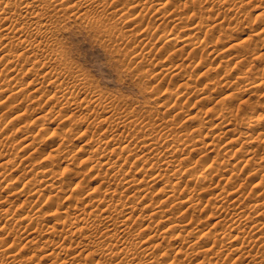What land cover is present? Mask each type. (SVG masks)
<instances>
[{
  "label": "bare ground",
  "instance_id": "1",
  "mask_svg": "<svg viewBox=\"0 0 264 264\" xmlns=\"http://www.w3.org/2000/svg\"><path fill=\"white\" fill-rule=\"evenodd\" d=\"M168 1L0 0V192H6L5 189L9 190L6 193L10 192V197H8L9 194L4 197H1L2 194H0V207L3 208H0V264H32L36 259L43 261L46 258H53L51 264H164L171 258L169 256V248L167 250L168 246L164 245L166 241H175L174 244L176 245L171 249L175 255L184 256L185 259L182 256L183 263L186 262L184 260H191L194 259V256H198L195 251L199 249L197 250L198 253L204 256L202 258L203 262L207 260L208 263L206 262V264H213L212 260L219 258V256H224L222 252L227 248L231 256L234 255L235 257L230 258L231 256L229 257L226 252L225 255L228 257H224L228 260L224 258L223 260L226 261L223 264H230L232 262L235 264H264V242L261 240V237H264V221L258 220L261 222L258 224L256 220L252 221L251 219L253 217H251L252 212H256L255 214L258 218L259 216H264V149L261 148V139H258L260 145L257 148H245V144L254 142L253 139L250 140L252 133L264 136V112L259 113V111L255 110L257 108L253 109L254 103L251 100V96L258 93V91L263 95L260 97H264V76H260L257 73L261 68L258 70V67L255 65L258 70L256 72L252 63L249 65V69L247 68V71L246 69L244 70L245 72L243 69L240 70L238 68L240 72H238L239 76L236 77L237 81L230 82V79L226 77L227 74L217 79L218 76L212 75L211 63L208 64L207 62L208 59L212 58H209V56H215V53L218 51L217 46L211 44L213 41L211 35L214 34V29L220 30L221 25L223 26V21L227 18L225 16H229L227 15L229 11L231 13L233 11V14H230L233 22L230 23L235 24V27L236 25L244 24L249 18L260 23L258 34H264V5H262L264 0H261L260 4L255 5L254 10L257 11L254 12L253 16L248 15L246 7L249 5V2L253 1L254 3L255 0H183L184 2L181 1L182 3L176 0L179 4L174 0L172 2L175 3L170 1L171 4L167 5ZM251 6V8L254 7V5ZM172 7L179 8V10L184 9V11L187 9L190 13L192 12L194 16L192 18L196 20L195 25L192 24L193 26L188 28L186 23L189 20L185 21L179 14H177L179 17H176L173 9L172 11L168 10L172 13H168L166 9ZM204 9L206 12L212 11L214 15L218 16L213 17L214 20L208 19L210 15L205 17L204 13L203 16L207 19H203L202 15L197 17L202 11H205ZM150 11L160 14L158 19L163 20L162 23L167 20L169 22L171 20L170 23L173 21V25L176 28L180 27L183 29L181 34L176 35L174 32H162L163 34L161 33L162 35L159 36L158 30L157 34L151 35L150 33L149 35L152 26L149 28L147 26L146 28L149 29L147 31L143 29L142 24L144 18L147 19L146 15L150 14ZM112 17L113 19L117 17L116 21L111 22ZM256 21L255 23H257ZM249 23L251 22L247 24ZM76 24L91 29L97 35L105 36V38L106 36L111 38L118 34L120 35V39L118 37L119 42L124 38L125 33L126 35L130 34L131 38L129 37L128 39V36H126L127 40H124V44L123 41H121V44L117 43L118 41H114L115 39L109 41L116 42L115 45L112 44L114 54H120L121 48H124L122 47L124 45L129 49V47H133L135 44L142 43L143 46L139 47L140 50L135 45L137 53L134 55V51L133 58L130 57L132 58L130 60L131 63L135 65L134 68L138 71L141 70V72L144 70L143 72L146 73V76L147 72H149L150 74L155 73L154 75L157 78L170 75V77H175L173 79L175 80L177 77L180 82L182 81V84L178 83L180 85L177 87L175 82L177 83L178 80L176 79L177 81L173 82L175 84L174 87H176L174 89L166 88L164 93H162L163 90H160V96L158 89L160 88V83L158 82L159 87H157V92L159 93L157 95L159 96L154 97L155 91L154 93H150V91L149 93L153 99L151 96L147 98L143 105L148 107L142 106V110H138V108L137 110L133 109V106H130L132 104L128 103L126 99H117V96L113 95V97L107 94L108 92L99 93L101 90L99 92L96 91L90 84L92 79L88 81L86 75L84 77L83 74H80L83 73L81 69V72L78 73V67H75V65L72 67L67 63V60V62L64 60L66 58L63 59V56L67 54L64 55V43L60 41V36L67 32L72 25ZM221 29V31L224 30L222 27ZM224 32L226 33L227 31ZM201 34L205 35L203 40L199 39ZM224 35L226 36L227 33ZM222 37L224 36L222 35ZM104 40L102 39V41ZM159 40L164 41L162 49L165 52L161 50V54L163 52V55L166 56L165 60H163L165 57L163 59L161 57L156 58V53H153L154 50L156 51V43ZM245 42L242 44L243 41L242 43L234 41L227 49L223 48V51L220 49L222 51L220 53L224 55V59L221 61L238 60L235 63H239L238 67L241 66L240 68H242V65L245 63L244 67H247V64L251 63L248 61L249 59L251 61L254 60L253 58V60L251 59L253 55H257V59H260V57L264 58L263 46L257 47L255 45L250 50V47L248 48ZM123 50L126 53V50ZM232 50L236 52L230 53L229 51ZM108 51L112 52V50ZM234 53L237 54L234 55ZM193 54L195 57H199L198 64L193 62ZM184 55L187 58L183 59ZM179 57L183 60H179ZM192 58L193 60L191 61ZM54 64L61 65L63 69L56 71L54 67L58 65ZM219 65L221 68V63ZM189 67L194 68V75L196 74L195 70L199 69L200 71L196 75L198 77L202 76L205 81L204 84L202 83L204 86L200 89H198L200 84L199 87L191 84L199 90L197 92H200V94L196 92L200 95H197L200 98L199 100L196 99L197 102L199 101L200 103L201 100L207 99L210 101L211 91L214 89L217 91L220 86L221 88L227 87L226 89L229 87L232 91L236 90L239 94L247 96V98H242L241 100H243V103H246L247 107L252 108L253 111L250 110L251 112L244 116L245 119L243 120L245 122L243 124L245 126H243V129L237 128L240 123V120L239 123L237 122V118H240L241 114L243 115L248 111L243 112L246 108L243 107L242 109L241 106H239L241 108L240 112L238 109H233L235 106L232 107L231 104L237 100L239 95L234 91V94L233 92H231L232 94H225L223 98L217 101L220 106H223L222 108L219 107L221 108L220 112H218L217 107L211 106L204 111L205 113L202 110L193 111L195 114L189 113L194 103L192 102V106L185 103L190 102L191 96L189 97V95L193 89L197 90L192 88L193 86L188 85L189 79L193 78L192 72H187ZM132 68L130 70L133 72H131L135 73L136 70ZM225 73H228V71ZM21 74L22 77L23 75H34L35 78L34 76L33 79L28 77L30 80L26 81L25 79L26 82L22 83L20 81L22 79L20 77ZM255 74L260 77L257 79L253 78V80L250 79ZM146 76L142 75L144 78ZM142 77L140 81L138 80V85L140 86L146 82H142ZM234 82L235 84H232ZM248 102L249 104L250 102L253 104L248 106ZM182 103L191 107L186 108V110L184 108L185 105L183 104L182 106ZM128 106L132 107V109ZM193 107V110H195V106ZM37 110H41V112ZM169 111H174V113L168 114ZM33 112H36V114L33 115ZM202 112L205 115L204 119L199 115ZM211 113H217L215 115L217 117L214 118L215 122L211 118H208ZM31 114V118H28L27 116ZM181 114L185 118L178 120L177 117L182 118L183 115ZM197 117L202 120H198ZM56 118H61L60 124L63 123L65 125L59 127L61 131H58L59 128L57 130L55 128L50 130L49 127V130L53 133V138L57 136L58 140L52 146H49L50 153L41 154V145H49V140L52 137V135L48 138L44 136L49 133L46 124L53 123ZM193 119L197 120L195 123V120L193 121L194 125H184V123ZM8 127L11 128L8 129ZM42 130H45L47 133L41 135ZM91 130H100V134H93L87 137L83 140L84 142H82L77 151L86 152L80 157L82 159L80 162L83 161L82 164H87L85 168L90 172L94 171L96 175L93 173L95 176H92L99 178L100 181L97 182L98 185L96 184V186H93L94 188L92 187L93 190L86 192L84 190V192L82 191L83 193L78 192V194H75L74 191L76 187L80 186V183L77 180L74 182V178L72 179L73 182H68V177H66L67 171L72 173L75 170H70L69 168L72 163L69 160H72V157L67 158V156H64V153L66 152V145L71 141V135L77 136L76 139H78L84 137ZM18 132L19 134L23 133L20 139L23 143L17 138V143L18 141L20 142L18 151L12 152V149L17 144L13 134ZM226 134H231V136H229L228 140L219 144V139L222 135ZM234 144L236 146L227 148V146ZM203 146L209 148L206 155L204 153V157L202 156L203 158H201L200 154L198 156L200 158H196V160L191 159L190 154L197 152ZM19 152H23V155L19 158L20 160L18 159ZM228 152H231L232 156L238 155L237 153L242 154L241 156L245 157V159L239 158L235 160L236 162L229 163L230 161H226L224 158V155H227ZM36 154L40 155L35 158ZM38 158H42V160L38 161L39 163L34 162ZM17 159L19 161H16ZM257 159H260V161H257ZM60 160L64 164L63 167H57ZM242 160L245 164L241 170L243 169L244 171L247 166L250 167L254 163V166L250 167L251 169L248 173H250V176L253 175V177L260 175L255 180H252L251 184L253 186L251 185L246 192L242 191L246 182L242 186V181H240L241 183L238 181L239 179L242 180L243 177L240 178L238 170H234L237 167L239 168V162ZM254 161L260 163L256 164ZM121 162L123 164L129 163L127 166L125 165L126 169ZM23 163L25 166L20 169ZM10 164L12 165V168H9L10 170L5 168ZM8 170L13 173V175H10L12 178L9 176L11 182L7 180L9 178L6 174ZM142 170L144 171L142 173L151 171L148 174V182L144 186H141L144 176L142 177L143 180L140 178L143 174H140V177L136 178V173L138 174L139 171L141 173ZM9 171L8 173L10 174ZM102 171L104 172L102 173ZM133 171L136 172L132 175ZM76 173L72 174L78 179ZM225 173L229 174L226 176L224 175ZM102 174L105 177H101ZM13 177L16 180L14 183L12 182ZM244 179L246 181V177ZM222 181L225 184H222ZM140 183L141 185H138ZM156 184H163L159 185L156 189L164 193V197L166 198L161 203L167 206H157V211L153 210L146 214L143 212L139 213V216H135L137 211L145 210L147 207L159 203L150 199L148 202L142 204L149 193V187ZM43 191L51 192L48 196L45 195L47 198L44 207L52 205L48 208V211H44L45 209L42 206L41 209L37 210L34 206L36 202L33 204L30 201L27 202L31 195L36 199L42 195ZM59 195H63L62 202L58 199L55 201V197L57 198ZM203 197H206L205 200ZM22 199L26 202L24 200L23 202ZM19 201L23 203L19 204ZM10 203L13 204V207L11 205L5 209V205ZM175 205L180 209V215L188 217L185 219L174 218ZM200 206L203 212L204 209L205 211L211 209L212 211L210 210L211 212L208 214L212 216H214V213L218 214L216 217L214 216L216 219L213 224V227H216L215 229L218 228L217 230H209L210 227L208 229L204 228L206 230L202 229V221L197 217V213L202 211L200 209L197 210ZM30 211L33 212L32 216V212L29 214ZM49 211H51L49 216L53 220L51 222L48 221V223L53 222L52 225H47L46 222V217L48 216L46 213H49ZM156 215L158 217L156 218V223H154L157 225H151V223L150 225L140 226V223L145 221L146 218H152ZM212 216H208V218ZM27 218H32L30 225L31 222L36 220L37 224H35L40 227H37V230L35 226L34 229L44 232L42 235L39 232L40 238L34 237L30 240L27 238L29 242L26 241V245L23 244V246L25 245L24 248H30L27 246V242L31 245L33 243L40 244L38 247L43 251V254L42 252L41 254L34 253V256L32 255L29 258L28 256L25 258V256L30 254H26L24 257L21 256L23 247L22 249L19 246L17 247V244L21 246V242L16 244L18 236L22 235L23 232L17 235V237L14 236L17 238L16 241L13 239L15 242L12 241L9 244L10 242L8 241L9 238H12L9 236H11L13 230L17 232L13 225L18 224L17 221L21 220L22 222L23 219ZM187 219L188 222H186ZM162 223L166 225H160ZM33 224L31 226H34ZM224 224L227 225V228L225 229V226H223V230H220L222 229L220 226ZM10 225L13 227L12 231L10 230ZM56 225L58 227L60 225L61 229L57 230ZM136 225H138V228H136ZM158 226H162V229L160 230ZM30 227L29 229H31ZM186 228L192 229L189 232L190 234L186 233L187 236H182V233H178L180 229L186 230ZM26 230L27 233H24L28 234V237L33 232H36L33 231L31 233L32 230H28V227ZM231 232L236 233L234 239H231ZM192 235L197 236L193 237ZM55 238H58V240H55ZM229 239L231 240L228 241ZM238 239L239 243L235 244L234 241ZM229 243L234 244H230V246ZM181 245L187 246L185 247V251H182L184 247ZM40 249L38 250L40 251ZM74 249L77 250L73 252L72 250ZM79 257H82L83 260L87 258L89 262H85L87 260L80 261ZM92 257L96 258L90 261ZM222 257L220 258L222 259ZM221 259H215V262L217 260L222 261ZM41 260H39L41 264L46 262H42ZM175 261L173 260L169 264H173Z\"/></svg>",
  "mask_w": 264,
  "mask_h": 264
},
{
  "label": "rangeland",
  "instance_id": "2",
  "mask_svg": "<svg viewBox=\"0 0 264 264\" xmlns=\"http://www.w3.org/2000/svg\"><path fill=\"white\" fill-rule=\"evenodd\" d=\"M166 1H168V0H166ZM171 2L172 1H174V0H170ZM170 1H168V4L167 5H169V4H171V2ZM178 1V0H177ZM177 1L175 0V2L177 3ZM181 1H183V0H179L178 2H181ZM247 1H249V0H247ZM256 1H257V3H256ZM175 2H172V3H175ZM184 2V1H183ZM259 2V3H258ZM182 3V2H181ZM251 3H253V1H251V2H249V5L246 7V10L248 9V15H250V16H253V14H255L254 12H256L257 10H254V8H255V5H258V4H260L261 3V0H255L254 1V3L253 4H251ZM263 3H264V1H263ZM262 3V5H264ZM177 4H179V3H177ZM175 5V4H174ZM251 5H254V7L253 8H251L252 6ZM207 6V5H206ZM251 6V7H250ZM175 7H172V8H168V9H166L167 10V12L168 13H172V12H169V11H172V9H173V13H175V15H176V17H179L180 15V17H182V18H184L185 19V21H187V20H189L188 21V23H186V25L188 26V28L189 27H192L193 25H195L194 23L196 22V20H194V18H192V17H194L193 16V13L191 12H189V11H187V9L184 11V9H181V10H179V8H175ZM256 9H258V7H256ZM169 10V11H168ZM178 10V11H177ZM205 10V9H204ZM153 12L154 11H150V14L148 13V15H146V18L147 19H145L144 18V20H143V24H142V27H143V29L145 30H147V31H149V27H151L150 29V31H149V35H150V33H151V35L153 34V35H155V34H157V33H159L158 35L159 36H161L163 33L162 32H164V33H166V32H174L176 35H179V34H181V32H182V28H180V27H175L173 24V21H172V23H170L171 22V20H170V22L167 20V21H165L164 23H162V21L163 20H159L158 19V17H160V14H155V12H154V15H153ZM189 12V13H188ZM205 12H206V10L205 11H202L197 17H200V15H202L203 16V13H204V16L206 17V16H208V15H210V18H209V16H208V19H212V20H214V18L215 17H217L218 15H214L213 13H212V11H207L206 12V14H205ZM167 13V14H168ZM188 13V14H187ZM166 14V15H167ZM177 14H179V16H177ZM183 14H185V15H183ZM187 14V15H186ZM189 14H192V15H189ZM233 14V11H232V13H231V11H229V13L227 12V15H229V16H225V17H227V18H225L226 20H224L223 21V26L221 25V27L222 28H224V30L223 31H227L226 33H227V35L225 36L224 34H226L225 32L223 33V31H221L222 29H221V27H220V30L219 29H214V34H213V32H212V34L213 35H211V37L213 38V41H212V45L213 46H217V52L215 53V56L216 55H218L217 57H215V56H209V58L210 57H212V58H210V59H208L207 60V62H208V64H210L211 66H212V75L213 76H218L217 77V79H219V77H221V76H224V74H227L226 75V77L228 78V79H230V82H233V81H237V76H239V74H238V72H240L239 71V69L241 70V69H243V71L246 69V71L249 69V65L250 64H252L253 66H254V68H255V71L257 72L260 68V70L257 72L260 76H264V58L263 57H260V59L258 58H256V56L257 55H253L252 57H251V59L253 60V61H251L250 59L248 60L249 62H251V63H248L246 66L247 67H244V65L246 64H244V65H242V68H240V67H238L240 64L239 63H235V62H237V61H233V60H231L230 59V61H221L222 59H224V55L222 54V53H220V49H222V51L226 48H228V46L232 43V42H234V41H238V42H241L242 43V41H243V43L242 44H244V42H245V45H247V47L249 48L250 47V50L252 49V46H253V48H254V46L256 45L257 47H259V46H263L264 47V34L263 35H260V34H258L259 33V30L260 29H258L259 27H260V23H258V21H256L257 23H255V21H253V19L251 20V19H249L248 18V21L247 22H245L244 24H241V25H236V27H235V24H231L230 22H233L232 21V19L230 18V16ZM183 15V16H182ZM190 16V17H189ZM203 16V19L205 18ZM214 17V18H213ZM192 18V19H191ZM252 18V17H251ZM116 19H117V17L116 18H114L113 19V17H112V19H111V22H114V21H116ZM158 19V20H157ZM205 19H207V18H205ZM231 19V20H230ZM194 20V21H193ZM144 22H145V24H144ZM149 22V23H148ZM227 22V23H226ZM248 22H251V23H249V24H247ZM116 23H118V22H116ZM229 23V24H228ZM189 24V25H188ZM193 24V25H192ZM226 24V25H225ZM158 25V26H157ZM228 25H230V26H228ZM77 26V27H76ZM145 26V27H144ZM148 26V28H146ZM161 26V27H160ZM166 26V27H165ZM228 26V28H226ZM233 26H234V28H233ZM248 28H247V27ZM72 27V28H71ZM70 28H69V30H67V32H65V33H63L62 34V36H60V41L62 42V43H64V45L66 46H64L63 45V50H64V55L65 54H67V55H65V56H63V59L64 58H66V59H64L67 63H69L72 67L75 65V67H78L77 68V71H78V73H80L81 72V70H82V72L83 73H80V74H83V76L84 77H86L87 76V80L88 81H90L91 79V81L92 82H90V84L96 89V91H100L99 93H106V92H108L107 94H110V95H114V96H117V97H115V98H117V99H126V100H128V103H130V104H132V105H130V106H133V109H136L137 110V108H138V110L140 109V110H142L141 109V107L142 106H145V105H143V104H145V101H146V99L147 98H149L150 96L152 97V95L150 94V93H154V91H155V95H157L159 92H157L158 90H157V87H159L160 86V88H158L159 89V91L161 90H163V92L162 93H164V90L166 89V88H170V89H174L176 86L178 87L180 84H182L178 79L179 78H177L176 77V79L179 81H177L176 79V81H177V83L175 82V80H173L175 77H170V75H166L165 77L164 76H161V77H156L153 73H151V74H153V75H151L149 72H147L146 70H145V72H147V76H146V73H144L143 71L141 72V70H137V69H135L134 68V66L135 65H133L132 63H131V59L133 58L132 56H134L137 52H136V49H137V47L139 48V47H141V46H143L142 45V43H138V44H135L133 47H129V49L131 48V50L130 51H132V49H133V51L132 52H130L129 51V49L127 48V46L126 45H124V46H122V47H124V48H121L122 50H121V52H120V54L119 53H116V54H114L115 52H113V45H115V43L117 42V43H120L121 44V41H123V44H124V40H127V37L126 36H128V39H129V37L131 38V36H130V34H127L126 35V33L124 34V38L126 37V39H121L120 40V42H119V39H120V35H118V34H116V36L114 35V36H112L111 38L110 37H108V36H106V38H108V39H106L105 38V36H101V35H97V33H94L91 29H88V28H84L83 26H81V25H72ZM75 27V28H74ZM81 27V28H80ZM240 27H241V31H240ZM164 28V29H163ZM219 28V27H218ZM233 29V30H231V29ZM238 28V29H237ZM86 29V30H85ZM155 29V30H154ZM236 29V30H235ZM159 30V31H158ZM179 30V31H178ZM219 30V31H218ZM85 31V32H84ZM90 31H91V33H90ZM146 31V33L148 34V32ZM152 31H153V33H152ZM158 31V32H157ZM217 31V32H216ZM231 31V32H230ZM88 32H89V34H88ZM155 32V33H154ZM157 32V33H156ZM221 34H220V33ZM239 32V33H238ZM242 32H244V33H242ZM256 32V33H255ZM162 33V34H161ZM223 33V34H222ZM242 33V34H241ZM251 33H255V34H251ZM215 34H217V35H215ZM249 34H251L250 36L252 37H250L249 36ZM135 35V34H134ZM133 35V36H134ZM148 35V36H149ZM220 37H219V36ZM224 36V37H222L221 38V36ZM254 35V36H253ZM213 36H215V37H213ZM104 40V41H102V39ZM115 37H117V38H115ZM118 37H119V39H118ZM158 37V36H157ZM219 37V38H218ZM96 38H98V39H96ZM110 38V39H109ZM153 38V37H152ZM205 38V35H203V34H201L200 35V40H203ZM211 38V39H212ZM215 38V39H214ZM224 38V39H223ZM247 38V39H246ZM101 41H100V40ZM115 39V40H114ZM117 39V40H116ZM217 39H219V40H217ZM245 39V40H244ZM250 39V40H249ZM107 40V41H106ZM116 41L115 43H113V42H109V41ZM216 42H215V41ZM222 40V41H221ZM248 40V41H247ZM107 43V45H105L106 43ZM157 42V41H156ZM164 41H162V40H159L157 43H156V46H157V48H156V51L154 50V54H155V56H156V58L158 57V58H160L161 57V59H163L164 57V59L163 60H165L166 59V56L165 55H163V52H162V54H161V50L162 51H164L165 52V50L164 49H162V43H163ZM214 42V43H213ZM221 42V43H220ZM109 43V44H108ZM111 44V45H110ZM113 44V45H112ZM122 44V45H123ZM251 44V45H250ZM250 45V46H249ZM111 47H112V49H111ZM159 47H161V48H159ZM65 48V49H64ZM160 50H159V49ZM216 48V47H215ZM224 48V49H223ZM123 49H125L126 50V53H124V50ZM108 50H112V52L111 51H108ZM139 50H140V48H139ZM139 50H137V51H139ZM135 51V52H134ZM221 51V52H222ZM234 50H232V51H229L230 53L231 52H233ZM240 51V50H239ZM239 51H238V54H239ZM133 52H134V55H133ZM234 52H236V51H234ZM132 53V54H131ZM122 54V55H121ZM123 54H125V56H123ZM131 54V55H130ZM237 53H234V55H236ZM157 55H159V56H157ZM161 55V56H160ZM194 55V54H193ZM259 55V54H258ZM124 58H123V57ZM239 56V55H238ZM122 57V58H121ZM125 57H127V58H125ZM130 57H132V58H130ZM185 57H186V55H184L182 58L183 59H185ZM181 57H179V60L181 59V60H183ZM187 58V57H186ZM119 59H121L120 61H119ZM123 59V60H122ZM197 61H196V60ZM118 60V61H117ZM193 60V58L191 59V61ZM195 60V61H194ZM194 60H193V62L195 63V64H198V62H199V57H195V55H194ZM257 60H258V62H257ZM125 61V63H123ZM247 61V62H248ZM65 62V63H66ZM73 64H72V63ZM121 62V63H120ZM167 62V61H166ZM263 62V63H262ZM54 63H57V62H54ZM221 63V68H220V64ZM262 63V64H261ZM54 65H58L57 67H54L55 68V70L56 71H60V70H62L63 68H62V66L60 65L59 66V64H54ZM78 65V66H77ZM125 65V66H124ZM219 65V66H218ZM258 67V70H257V68H256V66ZM123 66V67H122ZM80 67V68H79ZM128 67V68H127ZM134 68V70H136V72L135 73H132L133 71L132 70H130L131 68ZM214 67V68H213ZM3 68V67H2ZM61 68V69H60ZM132 68V69H133ZM138 68V67H137ZM239 68V69H238ZM248 68V69H247ZM0 69H1V67H0ZM75 69V68H74ZM81 69V70H80ZM214 69H216V70H214ZM220 69V70H219ZM233 69V70H232ZM236 69H238L237 71H235ZM80 70V71H79ZM129 70V71H128ZM194 68L192 69L191 67H189L188 68V70H187V72L188 71H190L189 73H191L192 75H193V78H191V79H193L192 81H191V79H189V84L188 85H191V84H195V86L196 87H199V84H200V87L198 88V89H200V88H202V86H204L203 84H204V78L202 77V79H201V77H198L197 75H198V72L200 71L199 69H197V70H195V73L197 74H195L194 75ZM214 70V71H213ZM75 71H76V69H75ZM132 71V72H131ZM226 71H228V73H225ZM131 72V73H130ZM138 72H141V73H138ZM213 72H215V73H213ZM217 72V73H216ZM245 72V71H244ZM262 74H261V73ZM86 73V74H85ZM149 73V74H148ZM230 73V74H229ZM256 73V74H257ZM138 76H136V75ZM145 74V75H144ZM200 74V73H199ZM238 74V75H237ZM255 74V76L253 75L252 77H250V79H252L253 80V78L254 79H257V78H259L260 76L258 75H256ZM86 75V76H85ZM134 75H135V77H134ZM142 75L145 77L146 76V78H144V77H142ZM187 75V74H186ZM185 75V76H186ZM228 75H230V76H228ZM32 75H28V76H25V75H23V77H22V74H21V76L20 77H22V79H20L19 78V76H18V78L20 79V81L22 82V83H24V82H26L27 80H30V79H33V76L31 77ZM139 76H141L142 77V79H143V81L142 82H144V81H146V82H144L141 86L140 85H138V80L140 81V78L141 77H139ZM152 76V77H151ZM200 76V75H199ZM257 76V77H256ZM26 77V78H25ZM30 79H29V78ZM89 77V78H88ZM134 77V78H133ZM164 79H163V78ZM187 77V76H186ZM198 77V78H197ZM235 79H234V78ZM34 78H35V76H34ZM139 78V79H138ZM166 78H167V80H166ZM168 78H169V81H168ZM200 78V79H199ZM233 78V79H232ZM25 79H26V81H25ZM147 79V80H146ZM148 79H150V80H148ZM160 79V80H159ZM206 79V78H205ZM157 80H159V81H157ZM162 80V81H161ZM196 80V81H195ZM251 80V81H252ZM149 81H151L150 83H151V86H150V83L149 84H147ZM157 81V82H156ZM161 81V82H160ZM172 81V82H171ZM193 81H194V83H193ZM20 82V83H21ZM160 84H159V83ZM166 82V83H165ZM173 82H175V84H177L175 87H174V83ZM196 82V83H195ZM157 83V84H156ZM161 83H163L162 84V86H161ZM178 83H180V84H178ZM183 83H184V81H183ZM203 83V84H202ZM94 84V85H93ZM154 86H153V85ZM158 84H159V86H158ZM164 84H165V86H164ZM170 86H169V85ZM173 84V85H172ZM232 84H235V82L234 83H232ZM157 85V86H156ZM168 85V86H167ZM96 86V87H95ZM154 88H153V87ZM164 86V87H163ZM193 85H191V87H192ZM195 86H193L192 88H195ZM141 87V88H140ZM143 87V88H142ZM145 87V88H144ZM148 89H147V88ZM151 87V88H150ZM161 87H163V89H161ZM190 87V88H191ZM232 87V86H231ZM227 88V87H226ZM225 87H222L221 88V86H220V88L218 87V89H217V91H216V89H212L213 91H211L212 93H211V98H209L210 99V101L207 99V100H201L200 101V103H199V101L197 102L196 101V99L197 100H199L200 98L198 97V96H200L199 94H200V92H197V91H199L197 88H195V89H197L196 91L193 89V91H195V92H191L190 93V95H189V97H190V102H187V103H185V104H191V106H192V104H193V106H195V110H193L194 109V107L192 108L191 106H187V105H185L184 103H182V106H183V104L186 106H184V108L186 109V108H190V112L189 111H187V112H189V113H194V112H196V110H202L203 112L204 111H206L207 109H208V107H217V109H218V112H220V109L223 107L222 105L220 106V104H218L217 103V101L220 99V98H223L224 97V95L225 94H229V93H231V92H235V93H238L239 94V92L238 91H236V90H231V88H229L228 87V89H226ZM98 89V90H97ZM145 89V90H144ZM150 89H152V90H150ZM156 89V90H155ZM223 89H225L224 91H223ZM231 91H230V90ZM149 90V91H148ZM229 90V91H228ZM143 91H145L144 93H143ZM148 91V92H147ZM151 91V92H150ZM153 91V92H152ZM161 91H160V93H159V95L161 94ZM150 92V93H149ZM199 93V94H197V93ZM214 92H216V93H214ZM234 92H233V94H234ZM149 93V94H148ZM194 93V94H193ZM222 93H224V94H222ZM145 94V95H144ZM193 94V95H192ZM232 94V93H231ZM261 94V92H259L258 91V93H256V94H254L253 96H251V100L253 101V103H254V107L253 106H251V107H253V109L254 108H257V109H255L256 111H259V113L260 112H264V97H260V96H263L262 94ZM154 95V97H158L159 95H157V96H155ZM198 95V96H197ZM113 96V97H114ZM128 96H130V97H128ZM161 96V95H160ZM163 96V95H162ZM123 97V98H122ZM127 97V98H126ZM242 98H247V96H244V95H242V94H239L238 95V98H237V100H235V101H233V103L231 104V106L233 107V106H235V107H233V109L234 110H236V109H238L239 110V112H240V110H241V108L243 109V107H245L246 109L243 111V112H245V111H248V112H245L243 115L241 114L239 117L241 118V117H243L242 119H240V118H237L238 120H237V122L239 123V120H240V123H241V125L245 122L243 119H245V117L244 116H246L249 112H251V111H253V109L251 108H249V107H247V105H246V103L244 102L243 103V100H241ZM261 98V99H260ZM152 99H153V97H152ZM151 99V100H152ZM213 99V100H212ZM194 100H195V102H194ZM250 100V101H251ZM133 101V102H132ZM205 101H207V102H205ZM138 102H139V104H138ZM143 102V103H142ZM193 102V103H192ZM212 102V103H211ZM215 102H216V104H215ZM260 102V103H259ZM210 103V104H209ZM240 103V104H239ZM242 103H243V105H242ZM252 102H250V104H249V102L247 103V104H249L248 106H250L251 104H253ZM262 103V104H261ZM135 104V105H134ZM137 104V105H136ZM197 104V105H196ZM212 104V105H211ZM215 104V105H214ZM235 104V105H234ZM238 106H237V105ZM129 105V104H128ZM140 105V106H139ZM136 106V107H135ZM196 106H197V108H196ZM239 106H241V108L239 107ZM256 106V107H255ZM129 107V106H128ZM140 107V108H139ZM145 107H148V106H145ZM219 107H221V108H219ZM239 107V108H238ZM129 108H131L132 109V107H129ZM44 109H45V107H44ZM217 109H216V111H217ZM42 110H43V108H42ZM187 110V109H186ZM251 110V111H250ZM254 110V111H255ZM38 112H41V110H37ZM36 111V112H37ZM194 111V112H193ZM36 112L34 113H32L33 115H35L36 114ZM186 112V113H187ZM202 112V114L200 113L199 115H200V117H204L205 115H203L204 113ZM174 113V111H169V113L168 114H173ZM185 113V114H186ZM32 114L31 115H28L27 117L28 118H31V116H32ZM184 114V113H183ZM183 114H181V115H183ZM195 114V113H194ZM217 113H211L210 114V116L208 117V118H211L214 122L216 121L214 118H216L217 116H215ZM181 115H178V116H181ZM202 115V116H201ZM30 116V117H29ZM199 117V116H198ZM197 117V119L198 120H200L201 118H198ZM178 118V120H183L185 117H184V115L182 116V118L181 117H177ZM60 119L61 118H56L55 120H54V122L53 123H48V124H46L47 125V127H48V130H49V127H50V130L52 129V128H55L56 130L59 128V127H63L65 124H60ZM204 119V118H203ZM195 120V121H194ZM202 120V119H201ZM193 121H194V123L195 122H197V120L196 119H193V120H191V121H188L187 123H184V125L186 126H192V125H194V123H193ZM236 122V123H237ZM240 123H239V125L238 124H235V125H238V127L237 128H239V129H243L244 127L243 126H245L244 124L241 126L240 125ZM39 124V123H38ZM37 124V125H38ZM183 125V126H184ZM35 126V125H34ZM183 126H181V127H183ZM241 126V127H240ZM11 127H8V129H10ZM184 128V127H183ZM49 130V133L48 134H46V135H44L45 133H47L45 130L43 131H41V135H44V136H47V138L50 136V135H52V137H51V139L49 140V145H44V144H42V145H44V146H42L41 145V149H40V152H41V154H47V153H50V150H49V146H52L54 143H56L57 142V140H58V138H57V136L55 137L54 136V138H53V133L51 132ZM58 131H61V128H59L58 129ZM42 132H43V134H42ZM100 132V130H97V131H93V130H91L89 133H87L84 137H81V138H78V139H76V137L74 136V135H71L70 136V139H71V141L70 142H68V144L66 145L67 147H66V152L64 153V156H67V158H71L72 157V160H69V161H72V163L70 164V166L71 167H69L70 168V170L71 169H74L75 170V172H72L73 174H75L76 172V175H78V179H76L75 178V175H73L72 173H69L70 171H67V173H66V177H68V182H76V180H77V182L78 183H80V186H78V188L76 187V189H75V194H78V192L79 193H81L82 191L84 192V190H85V192L86 191H88V190H93V186H96V184L98 185V181H100V179L99 178H97V177H93V176H95L96 175V173L93 171H89L88 169H86L85 167L87 166V164L85 165V163L84 164H82V162L83 161H81L80 162V160H82V159H80V157L81 156H83L86 152L84 151V152H78L77 150L79 149V146H81L82 145V142H84L83 140H85L87 137H89V136H91V135H93V134H100L99 133ZM14 135V136H13ZM12 136L14 137V139L16 140L15 142L17 143V140L19 139V141L20 142H22L23 143V141H21L20 139L22 138L21 136H23V133H20L19 134V132L18 133H14ZM40 135V136H41ZM20 136V137H19ZM40 136H38V137H40ZM229 136H231V134H226V135H222V137L219 139V144H221V143H223L224 141H226V140H228V138H229ZM38 137H37V139H38ZM250 140H254V142L253 143H247V144H245V148H249V147H252V148H257L259 145H260V143H262L261 145H262V147L261 148H263L264 149V143H263V140H264V136H260L259 134H255V133H252L251 135H250ZM260 137V138H259ZM262 137V138H261ZM18 138V139H17ZM44 138H46V137H44ZM255 138V139H254ZM36 139V140H37ZM260 140V143H259V140ZM40 140V139H39ZM18 141V145L16 144V146H15V148H13L12 149V152H15L16 150L18 151V148H19V145H20V142ZM258 142V143H257ZM21 143V144H22ZM39 144H40V142H39ZM37 145H38V143H37ZM233 146H236V144H234V145H232V146H227V148H229V147H233ZM38 147V146H37ZM251 148V149H252ZM208 150H209V148L208 147H206V146H203V147H200L199 148V150L197 151V152H193V153H191L190 154V158L191 159H195L196 160V158H203L204 156V153H205V155H206V153L208 152ZM260 151H263V150H260ZM19 154V156H18V159L19 158H21V155H23V152H19L18 153ZM200 154H201V156H200ZM238 155H235V156H232V154H231V152H228V154L227 155H224V158L226 159V161H230L229 163H233V162H236L235 160H238L239 158H242V159H245V157H243V156H241L242 154H239V153H237ZM37 156H35V158H37L40 154H36ZM194 156V157H193ZM198 156H200V157H198ZM203 156V157H202ZM257 158H260V157H257ZM16 160V161H19V160ZM35 160V159H34ZM42 160V158H38L37 159V161L35 160L34 162H36V163H39L40 161ZM39 161V162H38ZM257 161H260V159H257ZM80 162V163H79ZM129 162V161H128ZM255 163H256V161H254ZM60 163V164H59ZM58 164H57V167H63L64 166V164L62 163V160H60V162H59ZM122 164H123V162H121ZM240 164L238 165L239 166V168L237 167V169H234L235 171H237L238 173H240V178L241 177H243V179L242 180H240L239 179V181L238 182H240V181H242V186L244 185V183H245V185H246V187H245V185L243 186L244 188H242V191H247L248 190V188H250V186L252 185L251 183H252V180H255L256 178H258L260 175H258V177L257 176H254L253 177V175H249L250 173H248V171L251 169L250 167L251 166H254V163L253 164H251V166L249 167V166H247L248 167V170H247V167H246V169H244V171H243V169L241 170V168H242V166L245 164L244 162H243V160L242 161H240L239 162ZM258 163H260V162H258ZM258 163H256V164H258ZM129 163H125V164H123L124 165V168L126 169V167H125V165L127 166ZM263 164V163H262ZM73 165V166H72ZM264 165V164H263ZM25 165H24V163H23V165L20 167V169L21 168H23ZM5 168H12V165L10 164V165H7ZM57 169V168H56ZM10 170V169H9ZM8 170V171H9ZM63 170V169H62ZM86 170H88V171H86ZM243 171V172H241V171ZM8 171H7V176L9 177L10 175H13V173H11L10 171V174L8 173ZM87 173H86V172ZM240 171V172H239ZM247 171V172H246ZM97 172V171H96ZM104 171H102V173H103ZM134 172H136V171H133V173H131L132 175L133 174H135ZM140 172V171H139ZM138 172V174L136 173V178H138V177H140V174L142 175L140 178L142 179V177H143V181L141 182L142 183V185H141V183L140 184H138V185H141V186H144V185H146L147 183L146 182H148V179H149V176H148V174L149 173H151V171L150 172H145V173H142V172H144L143 170L141 171V173H139ZM89 173V174H88ZM95 175H94V174ZM242 173V174H241ZM9 174V175H8ZM229 173H225L224 175H228ZM73 175V176H72ZM93 175V176H92ZM247 175H249V176H247ZM105 177L103 174L101 175V177ZM11 177V176H10ZM8 178L7 180L9 181V182H11V178ZM92 177H93V179H94V181H93V179H92ZM246 177V181H245V178ZM250 177H252V178H250ZM74 178V180L72 181V179ZM15 179V177H13V179H12V182L14 183L16 180H14ZM92 179V180H91ZM99 179V180H98ZM14 180V181H13ZM71 180V181H70ZM78 180H80V181H78ZM244 180V181H243ZM223 183L222 184H225L224 183V181H222ZM241 183V182H240ZM4 184H6V183H4ZM38 184V183H37ZM39 185V184H38ZM82 185V186H81ZM160 184H156V185H153L152 187H149V193L147 194V197H146V199H144L143 200V202H142V204H144V203H146V202H148L150 199H152L153 201L155 200V202H159V203H157L156 205H152L151 207H147L145 210L143 209V210H139V211H137L135 214V216H139L140 214L139 213H143L144 212V214H146L147 212H150V211H153V210H156L157 211V209H158V207L157 206H159V207H161V206H163L164 205V207H166L167 205L166 204H163V203H161V201L163 200V199H165L166 197H164V193L163 192H160L159 191V189L157 190L156 188L159 186ZM161 185H163V184H161ZM160 185V186H161ZM248 185V186H247ZM193 186H195V185H193ZM241 186V187H242ZM253 186V185H252ZM93 187V188H92ZM90 188H92V189H90ZM76 190H77V192H76ZM80 190V191H79ZM157 190V191H156ZM5 191L7 192V191H9V190H7V189H5ZM6 192H0V194H2V196L1 197H4V196H6V195H8L10 192H8V193H6ZM82 192V193H83ZM4 193V194H3ZM51 192L50 191H43L42 192V195L40 196V197H38V198H40V199H38V198H34V197H32L33 195H31V197L27 200V202H32V204L34 203V202H36V204L34 203V206H35V208L38 210L39 208L41 209V206H42V208H44L45 210L44 211H48V208H50V207H48V206H46V207H44L45 206V200H46V196H48L49 194H50ZM162 193V194H161ZM46 195V196H45ZM63 195H59V197H55V201H57V199L58 200H60L61 202L63 201V197H62ZM8 197H10V194H9V196ZM61 197H62V199H61ZM204 198V200H205V198L206 197H203ZM25 199V198H24ZM24 199H22V201L24 200ZM32 201H31V200ZM22 201H19L20 203L19 204H21V203H23ZM42 201V202H41ZM59 201V202H60ZM11 202V201H10ZM26 202V201H25ZM44 202V203H43ZM60 202V203H61ZM169 203V202H168ZM141 204V205H142ZM161 204V205H160ZM12 205V207H13V204H8V205H5V209L7 208V206H11ZM140 205V206H141ZM144 206V205H143ZM142 206V207H143ZM201 206H203V205H201ZM201 206L197 209V210H202L201 209ZM177 207V208H176ZM1 208V207H0ZM209 208V207H208ZM210 208H211V206H210ZM209 208V209H210ZM1 209H3V208H1ZM179 208H178V206L177 205H175L174 206V213H173V217L174 218H178V219H185L186 217H188V216H185V215H180V213H179ZM206 210H208V209H206ZM211 210V209H210ZM205 211V209H204V212H203V210L200 212H198L197 213V217H198V219H200V221H202V222H204V223H202L201 222V224L203 225V227H202V229H204V228H206V229H208L209 227V230H212V231H215V230H217V229H215L216 227H213L214 225V221H215V219L216 218H214V216L216 217V215H218V214H215L214 213V216H212V215H210V214H208V213H210L211 211ZM33 211V210H32ZM32 211H30L29 212V214L32 212ZM215 211V210H214ZM50 212L51 211H49V213L47 212L46 214L48 215H46L47 217H46V222H47V225L49 224V225H52V223H48V221L49 222H51V220H53V218L52 217H50L49 216V214H50ZM200 213V214H199ZM256 212H252L251 213V219H252V221H255L256 220V223H258V224H260L262 221H264V216H259V218L256 216V214H255ZM21 214V213H20ZM212 214V213H211ZM33 215V212L31 213V216ZM207 215V216H206ZM30 216V215H29ZM179 216V217H178ZM208 216H212V217H210V218H208ZM158 216L156 215V216H154V217H152V218H146V220L145 221H142L140 224V226H142V225H150L151 223V225H154L155 223H156V218H157ZM258 218V219H257ZM28 219V220H27ZM27 219H23L22 220V222H21V220H19V221H17L18 222V224L16 223V225L14 224L13 225V227H14V229H16L15 231H17V232H14V230H13V233H11V236H9V237H12V238H9V244H11L12 243V241L13 242H15L16 241V239L17 238H15L14 236H16L17 237V235H19V234H22L21 232H23V234L22 235H19L18 236V241H16V244L17 243H20L21 242V246L20 245H18L17 244V247L19 246V248L21 247V249H22V247H23V249L21 250V256L22 257H24L26 254H30V255H26L25 256V258H27V256H28V258L29 257H32V255L35 253H37V254H41V252H42V254H43V251L40 249V247H38L39 245H37V243H33L32 245L31 244H28V242H29V240L31 239V238H40L41 236L39 235L40 233H41V235H42V233L44 234V232L43 231H37L38 230V228L40 227H38L36 224V220H34L33 222H31V225H32V223H34L33 225L34 226H31L30 225V221H32L31 219L32 218H27ZM35 219V218H34ZM49 219V220H48ZM145 219V218H144ZM250 219V220H251ZM261 221V222H259V221ZM199 221V222H200ZM20 222V223H19ZM29 222V223H28ZM155 222V223H154ZM186 222H188V219H187V221ZM251 222V221H250ZM23 223V224H22ZM36 223V224H35ZM40 223V222H39ZM28 224V225H27ZM165 224V223H164ZM164 224L162 223V224H160V225H163L164 226ZM204 224H205V226H204ZM212 224V225H211ZM31 227H30V226ZM155 225H157V224H155ZM166 225V224H165ZM11 226V228H10V230L13 228L12 227V225H10ZM18 226H19V228H18ZM24 226H26V227H24ZM35 226H36V228H35ZM212 226V227H211ZM223 226H225L224 228L226 229L227 228V225H222V226H220V228L222 227V229H220V230H223ZM27 227H28V230H32L31 231V233L33 232V231H36V232H33V234L30 236V237H28V234H26L27 232H29V231H27L26 229H27ZM29 227L31 228V229H29ZM38 227V228H37ZM56 227V229L57 230H60L61 229V226L59 225V227H58V225H56L55 226ZM159 227V226H158ZM33 228V229H32ZM37 229V230H35V229ZM46 228H48V226H46ZM46 228H44V229H46ZM136 228H138V225H136ZM167 228V227H166ZM213 228V229H212ZM20 231H19V230ZM159 229L161 230L162 229V226L161 227H159ZM206 229H204V230H206ZM27 232H26V231ZM164 230V229H163ZM191 230L192 229H190V228H186V230L185 229H180V231H178V233L180 232V234L182 233V236H185L186 235V233L188 234L189 232H191ZM12 231V230H11ZM195 231V230H194ZM24 232H26V233H24ZM40 232V233H39ZM229 232V231H228ZM35 233V234H34ZM184 233V234H183ZM234 234V235H232V234ZM231 233H229V234H231V239L233 238L234 239V236H235V232H231ZM190 234V233H189ZM3 236H6V235H3ZM187 236V235H186ZM193 236V235H192ZM197 235H194L193 237H196ZM263 236H264V234H263ZM14 237V238H13ZM27 238H29V240H27ZM263 238V239H262ZM12 239V240H11ZM13 239H15V241L13 240ZM231 239H229L228 241H230ZM11 240V241H10ZM25 240V241H24ZM55 240H58V238H55ZM261 240H263V242H264V237H261ZM26 241H28L27 242V246H29L30 248H24L25 247V242ZM236 241V242H235ZM234 241V243L236 244V243H239V239L238 240H235ZM238 241V242H237ZM23 242V243H22ZM40 242H42V241H40ZM179 242V241H178ZM227 242V241H226ZM240 242H241V240H240ZM39 243V242H38ZM175 243V241H166L165 243H164V245H166V246H168L167 247V250H168V248H169V256L171 257V258H169V261H167V262H165L164 264H169V262L171 263L173 260H176L175 262H173V264H181V261H182V264H198V262L200 261V263L199 264H206V262H207V260L205 261L204 260V262H203V259L202 258H204V256L201 254V253H198V251L197 250H199V249H196V254H198V256L196 255V256H194V259H191V260H189V259H187V260H184V262L185 263H183V259H182V256L183 255H181V256H179V255H175V253H173V251H172V249L171 248H174V246L176 245V244H174ZM234 243H232V244H234ZM23 244H25L24 246H23ZM224 244H226V243H224ZM231 243H229V245H230ZM231 244V245H232ZM228 245V244H227ZM226 245V246H227ZM228 245V246H229ZM230 245V246H231ZM36 247V249H35V247ZM181 246H183L184 248H182V251L184 250L185 251V247H187V246H185V245H181ZM180 246V247H181ZM227 246V247H228ZM40 249V251L38 250V249ZM25 249V250H24ZM33 250V252H32V250ZM226 250L224 251V252H222V254L224 253V256L226 257V255H225V253L230 257L231 256V253H229L228 252V249L227 248H225ZM28 250V251H27ZM36 250V251H35ZM77 249H74V250H72L73 252L74 251H76ZM39 251V252H38ZM71 251V252H72ZM193 251V252H194ZM24 252H25V254H24ZM30 252V253H29ZM194 252V253H195ZM34 256V255H33ZM223 256V255H222ZM222 256H219V258H214L212 261H213V264H214V262H215V259H218V260H220L221 258L220 257H222ZM222 257V261H216L215 262V264L217 263L218 264V262H220L221 264H223V263H225V261L226 260H228V259H226L225 257ZM62 258H63V256H61ZM60 257V258H61ZM82 257H84V256H82ZM82 257H79L80 259V261H85V260H87V261H85V262H89V260L87 259V258H84V260H83V258ZM174 257H176V258H174ZM232 257H235L234 255H232L230 258H232ZM95 259L96 257H92V258H90V261H91V259ZM174 258V259H173ZM178 258V259H177ZM183 258H184V256H183ZM226 259L225 261L223 260V259ZM50 259V258H46V260L45 259H43V261L41 260V259H39V260H41L42 262H44V261H46V262H44V263H42V264H51V262L53 261L52 259H50L49 261L48 260ZM82 259V260H81ZM173 259V260H172ZM180 259H182L181 261H180ZM185 259V258H184ZM38 259H36L35 260V262L33 261V263L32 264H34V263H36V264H41V262L39 261ZM199 260V261H198ZM201 260H202V262H201ZM178 261V262H177ZM179 261H180V263H179ZM38 262V263H37ZM208 263V262H207ZM219 263V264H220ZM58 264V263H57ZM60 264V263H59ZM230 264H235V263H230Z\"/></svg>",
  "mask_w": 264,
  "mask_h": 264
}]
</instances>
